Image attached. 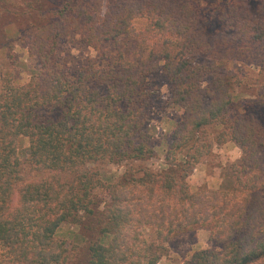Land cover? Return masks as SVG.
<instances>
[{"label":"trees","instance_id":"1","mask_svg":"<svg viewBox=\"0 0 264 264\" xmlns=\"http://www.w3.org/2000/svg\"><path fill=\"white\" fill-rule=\"evenodd\" d=\"M193 6L116 0L101 10L64 0L31 12L28 50L40 67L22 84L12 70L1 77L0 264H76L80 249L58 236L71 222L86 242L83 264H157L199 229L209 231L217 248L197 250L184 264H264V69L248 86L246 74L218 49L235 42L264 48V11L244 0H217L223 34L212 38ZM15 7L28 11L0 0L3 15ZM74 33L97 51L112 40L122 39L124 48L103 51L72 72L58 49ZM160 65L171 85L167 104L182 112L165 167L130 164L117 181L106 182L88 163L120 165L155 155L148 126L159 104L150 76ZM211 126L219 127L215 137ZM23 137L30 175L22 167ZM228 142L242 155L220 185L194 187L197 165L215 144Z\"/></svg>","mask_w":264,"mask_h":264},{"label":"rangeland","instance_id":"2","mask_svg":"<svg viewBox=\"0 0 264 264\" xmlns=\"http://www.w3.org/2000/svg\"><path fill=\"white\" fill-rule=\"evenodd\" d=\"M85 4L96 5L101 10H105L111 3L116 0H82ZM181 1L183 3L191 2L194 6V13L198 16L204 31L212 38H218L223 34V26L219 17V12L213 8L217 0H172ZM248 3L252 10H263L264 1L262 0H244ZM64 0H15V6H21V9L28 11L25 14L17 11L15 7L10 13L4 15L0 12V86L2 83L3 71L12 70L17 82L22 84L27 82L32 76V72L39 69V62L34 58L29 50L34 30L33 20L31 14L43 10L48 11L60 6ZM31 4L33 7H28ZM15 22L12 27L8 26L4 29V24L8 22ZM124 48V41H108L102 45V48L97 49L86 45L79 33H74L70 38L62 40L58 49L59 58L69 66L72 72L78 71L86 65L90 58L98 57L101 52L117 51ZM218 49L224 58H226L233 67L241 68L240 73L246 74L248 86H252L261 74V69H264V48L257 44L240 45L235 42L230 45L218 44ZM151 84L155 90V95L159 104L158 109L152 115L151 123L148 126L152 134V141L155 145V155L143 161L124 162L120 165H114L109 161H95L88 163L89 170L97 172L98 175L106 182L117 181L120 176L126 171L130 164H136L140 167H149L153 170H160L165 167V155L168 145V140L172 129L175 126V120L181 117V110L167 104L171 97V85L166 76L162 73V65L159 70L150 76ZM260 83V82H259ZM238 92L241 96L248 97L249 94L244 87H239ZM257 90L259 84H257ZM253 90H256L255 88ZM243 91V92H242ZM259 116L264 121V110H259ZM218 126L209 127L212 137L218 133ZM29 145L27 138L23 137L20 143V155L23 160V171L25 174H34L30 171V165L26 162L27 154L26 148ZM216 145V144H215ZM214 148L212 152L203 160L205 162L204 168L199 170V174H210L207 180L213 182L214 174H224L229 170L230 164L233 162L232 158L235 156L227 155L226 150L220 152L219 147ZM232 155V154H231ZM232 157V158H231ZM194 172V171H193ZM70 178V176H68ZM208 182V181H207ZM204 183L202 186H206ZM100 196H104L103 189L96 190ZM60 240H64L68 248L74 246L79 248V257L76 259V264H83L84 247L86 242L81 235V227L75 223H64L58 231ZM217 248L215 242L210 239L209 231L207 229H199L195 234L187 240L175 242L171 249L166 252V255L157 264H184L186 260L197 250L214 249Z\"/></svg>","mask_w":264,"mask_h":264},{"label":"crops","instance_id":"3","mask_svg":"<svg viewBox=\"0 0 264 264\" xmlns=\"http://www.w3.org/2000/svg\"><path fill=\"white\" fill-rule=\"evenodd\" d=\"M215 146L219 147L220 152L226 150V151H228V152H226L227 155H229V156L235 155L233 158L231 157L233 161L237 160L242 155V150H241L240 146L234 142H228V143H225L222 145L216 144ZM204 165H205V162L203 160L195 168L194 172L191 175L192 185L194 187H200L204 183H208L207 184L208 186L218 187L220 185V183L222 182L221 174L220 173L214 174L213 175V182L211 183L209 180H207V176L210 174H199L198 173L199 170H202L204 168Z\"/></svg>","mask_w":264,"mask_h":264}]
</instances>
